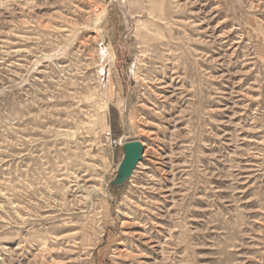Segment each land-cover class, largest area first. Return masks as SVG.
Returning a JSON list of instances; mask_svg holds the SVG:
<instances>
[{"label": "rangeland", "instance_id": "obj_1", "mask_svg": "<svg viewBox=\"0 0 264 264\" xmlns=\"http://www.w3.org/2000/svg\"><path fill=\"white\" fill-rule=\"evenodd\" d=\"M0 264H264V0H0Z\"/></svg>", "mask_w": 264, "mask_h": 264}, {"label": "water", "instance_id": "obj_2", "mask_svg": "<svg viewBox=\"0 0 264 264\" xmlns=\"http://www.w3.org/2000/svg\"><path fill=\"white\" fill-rule=\"evenodd\" d=\"M120 149L123 157L118 166L116 176L111 182L112 186L123 184L142 159L143 147L138 141L127 142Z\"/></svg>", "mask_w": 264, "mask_h": 264}, {"label": "bare ground", "instance_id": "obj_3", "mask_svg": "<svg viewBox=\"0 0 264 264\" xmlns=\"http://www.w3.org/2000/svg\"><path fill=\"white\" fill-rule=\"evenodd\" d=\"M125 144V143H124ZM124 144H122L120 147H122ZM142 145V144H141ZM143 147V146H142ZM142 155H143V153H142ZM138 165V164H137ZM134 171V170H133Z\"/></svg>", "mask_w": 264, "mask_h": 264}]
</instances>
